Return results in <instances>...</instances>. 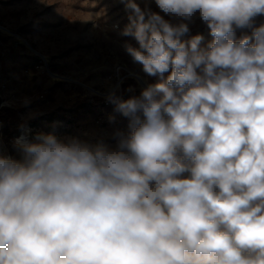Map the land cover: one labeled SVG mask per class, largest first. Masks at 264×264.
I'll return each instance as SVG.
<instances>
[{
  "label": "clouds",
  "instance_id": "1",
  "mask_svg": "<svg viewBox=\"0 0 264 264\" xmlns=\"http://www.w3.org/2000/svg\"><path fill=\"white\" fill-rule=\"evenodd\" d=\"M125 2L157 82L110 98L114 147L41 133L0 155V264H264V0Z\"/></svg>",
  "mask_w": 264,
  "mask_h": 264
},
{
  "label": "rangeland",
  "instance_id": "2",
  "mask_svg": "<svg viewBox=\"0 0 264 264\" xmlns=\"http://www.w3.org/2000/svg\"><path fill=\"white\" fill-rule=\"evenodd\" d=\"M137 3L159 11L154 0ZM129 15L125 0H0V109L8 117L0 119V155L19 158L13 141L21 135L114 147V134L127 133L128 121L110 98L139 96L157 82L125 50L138 47L122 34ZM190 28L186 39H212L198 18ZM248 31L237 30V38ZM128 72L134 78L122 80Z\"/></svg>",
  "mask_w": 264,
  "mask_h": 264
},
{
  "label": "trees",
  "instance_id": "3",
  "mask_svg": "<svg viewBox=\"0 0 264 264\" xmlns=\"http://www.w3.org/2000/svg\"><path fill=\"white\" fill-rule=\"evenodd\" d=\"M0 119H2L4 121V123H6L8 121L6 111L3 109H0ZM11 156L16 158L13 154H11Z\"/></svg>",
  "mask_w": 264,
  "mask_h": 264
},
{
  "label": "built area",
  "instance_id": "4",
  "mask_svg": "<svg viewBox=\"0 0 264 264\" xmlns=\"http://www.w3.org/2000/svg\"><path fill=\"white\" fill-rule=\"evenodd\" d=\"M117 71H120V69L117 70ZM134 76H135V74H133V73H131V72H128V74L125 75V76L122 78V80H124L125 78H134Z\"/></svg>",
  "mask_w": 264,
  "mask_h": 264
},
{
  "label": "bare ground",
  "instance_id": "5",
  "mask_svg": "<svg viewBox=\"0 0 264 264\" xmlns=\"http://www.w3.org/2000/svg\"><path fill=\"white\" fill-rule=\"evenodd\" d=\"M52 76H54V77H58V76H56V75H54V74H53Z\"/></svg>",
  "mask_w": 264,
  "mask_h": 264
}]
</instances>
